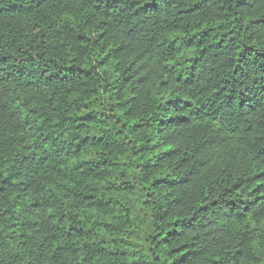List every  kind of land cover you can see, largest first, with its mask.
Wrapping results in <instances>:
<instances>
[{
	"label": "trees",
	"instance_id": "1",
	"mask_svg": "<svg viewBox=\"0 0 264 264\" xmlns=\"http://www.w3.org/2000/svg\"><path fill=\"white\" fill-rule=\"evenodd\" d=\"M0 264H264V0H0Z\"/></svg>",
	"mask_w": 264,
	"mask_h": 264
}]
</instances>
